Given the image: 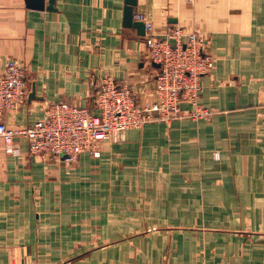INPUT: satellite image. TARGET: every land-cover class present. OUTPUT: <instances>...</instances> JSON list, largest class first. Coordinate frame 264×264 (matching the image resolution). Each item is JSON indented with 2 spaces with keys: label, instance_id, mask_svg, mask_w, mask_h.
<instances>
[{
  "label": "crops",
  "instance_id": "1",
  "mask_svg": "<svg viewBox=\"0 0 264 264\" xmlns=\"http://www.w3.org/2000/svg\"><path fill=\"white\" fill-rule=\"evenodd\" d=\"M124 8L0 0V69L28 71L23 105L0 121L27 129L48 102L96 113L107 76L156 103L159 69ZM138 16L158 36L208 40L200 104L212 115L151 122L72 164L32 155L23 138L10 156L0 138V264H264V0H138Z\"/></svg>",
  "mask_w": 264,
  "mask_h": 264
},
{
  "label": "built area",
  "instance_id": "2",
  "mask_svg": "<svg viewBox=\"0 0 264 264\" xmlns=\"http://www.w3.org/2000/svg\"><path fill=\"white\" fill-rule=\"evenodd\" d=\"M137 20L145 22L148 63L161 66L156 77L158 101L141 105L128 86H120L107 76L96 91V113L64 102H48L43 117L27 129L13 130L0 121V138L8 155H20L17 141L23 138L32 155L64 157L65 163L72 164L82 154L100 158L105 142L120 144L128 131L142 129L151 122L171 123L184 118L199 121L212 115L200 104L202 77L215 67L208 40L181 28L158 36L143 16ZM27 74V69L15 61L0 69V113L16 111L23 105ZM183 104L190 108L183 109Z\"/></svg>",
  "mask_w": 264,
  "mask_h": 264
},
{
  "label": "water",
  "instance_id": "3",
  "mask_svg": "<svg viewBox=\"0 0 264 264\" xmlns=\"http://www.w3.org/2000/svg\"><path fill=\"white\" fill-rule=\"evenodd\" d=\"M26 5L29 9L38 11H56V0H25ZM137 6L138 0H125L124 8V27L126 29L135 30L139 37L144 38L146 36V26L143 21H137ZM175 23V22H174ZM156 69H160L161 66L153 64ZM35 88H33L32 93L29 95V99L35 98ZM28 95V88L26 89V97ZM64 158V157H63Z\"/></svg>",
  "mask_w": 264,
  "mask_h": 264
},
{
  "label": "rangeland",
  "instance_id": "4",
  "mask_svg": "<svg viewBox=\"0 0 264 264\" xmlns=\"http://www.w3.org/2000/svg\"><path fill=\"white\" fill-rule=\"evenodd\" d=\"M200 99H201V98H200ZM204 119H205V118H204ZM191 120H192V119H191ZM130 131H131V130H130ZM128 132H129V131H128ZM128 132H127V133H128Z\"/></svg>",
  "mask_w": 264,
  "mask_h": 264
}]
</instances>
